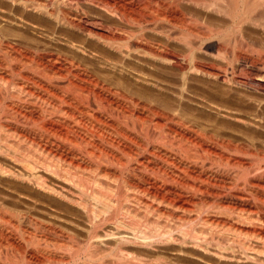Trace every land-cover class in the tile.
I'll use <instances>...</instances> for the list:
<instances>
[{
	"label": "bare ground",
	"instance_id": "1",
	"mask_svg": "<svg viewBox=\"0 0 264 264\" xmlns=\"http://www.w3.org/2000/svg\"><path fill=\"white\" fill-rule=\"evenodd\" d=\"M0 264H264V0H0Z\"/></svg>",
	"mask_w": 264,
	"mask_h": 264
},
{
	"label": "rangeland",
	"instance_id": "2",
	"mask_svg": "<svg viewBox=\"0 0 264 264\" xmlns=\"http://www.w3.org/2000/svg\"><path fill=\"white\" fill-rule=\"evenodd\" d=\"M233 91V92H232ZM231 94L233 95H235V98H238V96H239V98L240 97H242L244 100H246V99H248L247 98V95L246 94H241V92H237L236 90H231ZM255 99V98H254ZM247 101V100H246ZM252 102V101H251ZM250 102V103H251ZM252 103H254V102H252ZM197 112H195L194 114H196ZM204 114H203V116L205 117V118H208V114H206V112H203ZM206 115V116H205ZM213 120H211L210 121V123L209 124H214V121L212 122ZM204 123H206V122H204ZM208 124V123H207ZM32 126V127H31ZM31 126H29V127H31V128H33V129H37L38 128V126H37V128H36V125H31Z\"/></svg>",
	"mask_w": 264,
	"mask_h": 264
}]
</instances>
